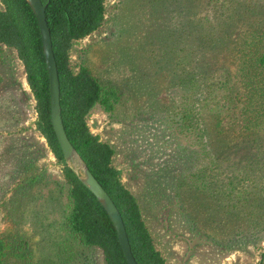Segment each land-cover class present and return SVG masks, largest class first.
<instances>
[{
	"label": "rangeland",
	"instance_id": "obj_1",
	"mask_svg": "<svg viewBox=\"0 0 264 264\" xmlns=\"http://www.w3.org/2000/svg\"><path fill=\"white\" fill-rule=\"evenodd\" d=\"M246 1L108 0L104 25L71 52L75 72L87 66L102 85L119 93L115 110L96 106L88 126L115 150L113 166L137 198L167 264H258L264 250V227L252 230L238 221L229 197L249 192L243 198H255L264 191V140L255 150L239 143L244 140L236 127L221 137L211 135L222 158L219 176L228 180L239 172V178L256 182L236 180L235 191L207 195L201 189L204 150L182 127L191 98L187 80L203 71L206 59L215 70L232 60L230 41L246 32L233 20L234 11ZM3 50L0 237H21L30 248L28 260L8 255L4 264H106L100 249L80 244L64 228L70 200L61 167L36 130V102L24 67L13 51ZM201 94L196 98L202 100ZM233 163L241 167L221 170Z\"/></svg>",
	"mask_w": 264,
	"mask_h": 264
},
{
	"label": "trees",
	"instance_id": "obj_2",
	"mask_svg": "<svg viewBox=\"0 0 264 264\" xmlns=\"http://www.w3.org/2000/svg\"><path fill=\"white\" fill-rule=\"evenodd\" d=\"M107 1L42 0L46 5L59 70L64 125L70 141L120 210L138 264H167L156 248L137 198L123 184L121 171L113 166L115 150L102 142L88 126V118L96 106L106 112L115 110L119 93L114 87L102 85L87 66L83 65L75 72L71 64L75 43L104 25ZM234 13L233 20L239 23V27H246V32L230 41L232 60L215 70L214 66L209 68V59H206L203 71L194 73L187 80L191 98L184 107L182 127H187L196 136L195 141L204 150L201 189L207 195L212 191L217 194L220 191L226 194L227 189L235 191L238 187L234 185L236 180L249 178L256 182L247 175L239 178V172L230 174L228 180L219 176L222 158L210 143L211 135L221 137L229 132L227 128L236 127L238 138L244 140L239 143L253 145L249 146L250 149H255V144L264 140V0H248L243 7L237 6ZM226 39L222 41L224 46L228 44ZM3 48L13 51L16 60L24 67L27 84L36 102V130L45 138L61 167L70 200L64 228L80 244L100 249L106 264H127L106 211L64 160L51 124L49 79L40 29L26 0H0V60L7 63ZM199 91H202V100L196 98ZM211 121L213 128L209 124ZM235 160L241 162L240 158ZM241 163H233L221 170H235L236 166L241 167ZM245 193L250 195L249 192H240L238 198L229 196L232 208L237 210L234 216H239L238 221L251 226L252 230L261 229L264 227V191L255 198H243ZM244 214L245 217L240 216ZM29 249L28 241L21 237L12 241L0 237V264L5 263L8 255L28 260ZM258 264H264V250Z\"/></svg>",
	"mask_w": 264,
	"mask_h": 264
},
{
	"label": "water",
	"instance_id": "obj_3",
	"mask_svg": "<svg viewBox=\"0 0 264 264\" xmlns=\"http://www.w3.org/2000/svg\"><path fill=\"white\" fill-rule=\"evenodd\" d=\"M26 1L32 9L40 29L43 53L49 79L51 124L64 160L79 181L94 195L99 204L106 211L114 225L118 242L126 263L138 264L133 254L128 232L120 210L108 192L93 175L88 165L68 137L63 120L60 76L53 48L51 30L46 15V5H44L42 0Z\"/></svg>",
	"mask_w": 264,
	"mask_h": 264
}]
</instances>
